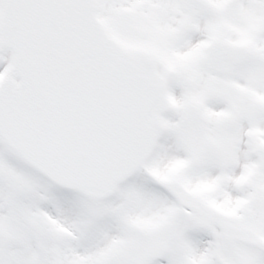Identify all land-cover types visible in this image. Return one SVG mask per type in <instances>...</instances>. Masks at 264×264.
I'll list each match as a JSON object with an SVG mask.
<instances>
[{"label":"snow or ice","instance_id":"1","mask_svg":"<svg viewBox=\"0 0 264 264\" xmlns=\"http://www.w3.org/2000/svg\"><path fill=\"white\" fill-rule=\"evenodd\" d=\"M0 264H264V0H0Z\"/></svg>","mask_w":264,"mask_h":264}]
</instances>
